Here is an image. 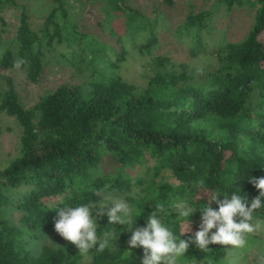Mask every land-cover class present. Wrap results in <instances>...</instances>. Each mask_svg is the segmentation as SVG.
<instances>
[{"label":"trees","instance_id":"16d2710c","mask_svg":"<svg viewBox=\"0 0 264 264\" xmlns=\"http://www.w3.org/2000/svg\"><path fill=\"white\" fill-rule=\"evenodd\" d=\"M50 1L53 8L38 31L23 6L9 42L2 41L6 24L0 17V67L23 70L30 82L38 83L45 54L65 47L61 59L77 73L90 72L88 88L62 85L31 110L20 105L10 81L0 93V112L22 128L19 156L0 168V264H82L73 245H43L36 252L30 242L43 232H55L54 206L98 205L106 192L140 211L137 226H144L158 202L165 207L175 199L206 202L198 188L201 181L211 191L231 194L240 188L249 199L258 195L247 178L264 176V0H211L227 10L255 9L245 37L217 49L201 34L212 12H189L172 37L187 45L189 59L205 60V66L159 55L146 65L142 87L113 70L132 55L151 56L161 45V11L155 7L153 16H147L130 0H96L104 26L121 20L118 31L103 27L112 36L111 46L79 31L68 0ZM158 4L174 5L172 0ZM5 5L14 6L16 0H0V7ZM185 35L189 41H183ZM21 59L25 63L16 67ZM100 64L110 70L108 76L98 71ZM11 212L18 214L17 221L10 219ZM256 215L264 219V209ZM200 217L199 209L190 217L193 232ZM176 219L172 213L166 223L181 235ZM97 223L98 234L108 230L115 239L103 252L93 250L89 264H140L142 249L127 245L130 231L109 223L106 215ZM227 247L210 245L202 252L193 246L182 260L229 264Z\"/></svg>","mask_w":264,"mask_h":264},{"label":"rangeland","instance_id":"374dc122","mask_svg":"<svg viewBox=\"0 0 264 264\" xmlns=\"http://www.w3.org/2000/svg\"><path fill=\"white\" fill-rule=\"evenodd\" d=\"M72 6L71 18L78 25L79 31L93 36L100 43L113 45L112 36L109 31H103V27H111L116 31L120 30L121 20L114 18L109 24L103 25L104 16L96 7V0H68ZM173 7L166 8L159 5L161 0H130L133 6H137L147 16H153V9H158L161 13L157 16L159 21L157 31L159 36H163L161 45L151 56L140 57L132 55L118 69L113 70L126 82L136 86H144L146 83L145 67L151 60L159 55H168L176 63H185L189 66L204 67L205 60L195 62L189 59L186 48L187 45H179L172 37L175 29L183 24L185 17L190 12L198 13L202 11L212 12V18L208 21L207 28L202 31L204 41L211 49H217L226 43H236L241 41L253 26L255 9L251 7L233 8L227 10L225 7H214L211 0H172ZM158 4V5H157ZM26 8L31 22V27L38 31L44 19L53 8L50 0H16V5H5L0 7V17L4 19L6 27L2 36L3 42H9L15 35L19 25V16L22 7ZM156 7V8H155ZM188 35L183 36V41H189ZM4 50L0 43V55ZM65 47H55L53 51L47 52L44 58V67L38 83L28 80L25 72L18 68L0 67V93L7 89V82H11L18 94L20 105L31 110L48 93L53 92L62 85L81 86L87 89L90 72L77 73L69 67L60 54L67 52ZM99 72L109 75L106 66L99 65ZM107 75V76H108ZM0 168L4 167L19 156V144L22 128L15 118L0 112ZM122 198L121 196L114 195ZM123 199V198H122ZM99 205V204H98ZM110 206V205H109ZM108 208H104L106 213ZM10 219L18 220L17 213H10ZM264 220V219H262ZM38 241L30 242V247L38 252L43 245L55 247H66L71 245L65 241L56 231L43 232L38 235ZM227 247V260L229 264H258L257 257L264 255V229L254 233L249 237V244L245 249H230ZM81 255L82 264H89L91 252ZM179 264H193L182 259Z\"/></svg>","mask_w":264,"mask_h":264},{"label":"clouds","instance_id":"9594fccd","mask_svg":"<svg viewBox=\"0 0 264 264\" xmlns=\"http://www.w3.org/2000/svg\"><path fill=\"white\" fill-rule=\"evenodd\" d=\"M24 63V60H18L16 67ZM247 181L258 192L251 199L247 193L242 194L240 188L231 194L211 191L201 181L198 188L207 196L206 202L197 205L189 199H175L168 202L167 207L165 203L158 202L155 211L145 217L144 226H137L136 217L141 214L139 210H134L124 199L106 192L99 205L86 202L54 206V230L82 255L93 250L103 252L115 239L108 230L98 234L97 219L106 215L109 223L118 224L122 231L131 232L127 245L129 249H142L140 264H179L193 246L202 252H208L210 245L245 249L249 237L264 229V220L257 219L256 215L257 210L264 209V176L249 175ZM213 204L217 207L213 208ZM104 208H108L106 213ZM197 209L201 213V222L193 232L190 217ZM172 213L177 214L176 220L182 225L181 235H177L173 227L166 223ZM185 236L187 238H183ZM124 255L127 257L129 251H125ZM257 261L264 264V255H259Z\"/></svg>","mask_w":264,"mask_h":264}]
</instances>
